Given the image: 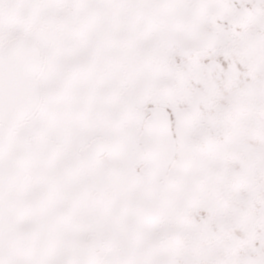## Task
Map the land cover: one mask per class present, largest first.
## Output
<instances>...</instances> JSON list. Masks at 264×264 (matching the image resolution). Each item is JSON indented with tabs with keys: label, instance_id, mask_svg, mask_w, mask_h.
<instances>
[{
	"label": "flooded vegetation",
	"instance_id": "af4514ba",
	"mask_svg": "<svg viewBox=\"0 0 264 264\" xmlns=\"http://www.w3.org/2000/svg\"><path fill=\"white\" fill-rule=\"evenodd\" d=\"M152 15L166 35L145 36L106 89L60 113L54 133L27 140L54 144L62 172L104 163L86 177L88 200L132 210L151 244L173 249L178 262L187 253L214 264L251 257L264 247V19L241 9ZM154 108L168 112L176 144L161 181L141 172ZM93 143L105 150L88 158Z\"/></svg>",
	"mask_w": 264,
	"mask_h": 264
},
{
	"label": "snow or ice",
	"instance_id": "6c2138e0",
	"mask_svg": "<svg viewBox=\"0 0 264 264\" xmlns=\"http://www.w3.org/2000/svg\"><path fill=\"white\" fill-rule=\"evenodd\" d=\"M233 9L264 19V0H0V264H214L155 248L132 210L88 200L84 182L61 171L56 146L27 139L54 133L60 113L106 89L145 36L166 35L152 13ZM223 264H264V247Z\"/></svg>",
	"mask_w": 264,
	"mask_h": 264
},
{
	"label": "water",
	"instance_id": "95a60500",
	"mask_svg": "<svg viewBox=\"0 0 264 264\" xmlns=\"http://www.w3.org/2000/svg\"><path fill=\"white\" fill-rule=\"evenodd\" d=\"M33 111L26 113L21 118L15 119L13 126L26 119ZM141 143L147 154V160L141 172L155 181H161L167 173L176 152L170 116L165 109H151L143 129ZM96 144L98 143L91 144L85 151L86 157L93 158L92 153L96 154L105 150L103 145L96 147Z\"/></svg>",
	"mask_w": 264,
	"mask_h": 264
},
{
	"label": "rangeland",
	"instance_id": "374dc122",
	"mask_svg": "<svg viewBox=\"0 0 264 264\" xmlns=\"http://www.w3.org/2000/svg\"><path fill=\"white\" fill-rule=\"evenodd\" d=\"M159 37H160V39H162V35L160 34L159 35ZM24 126H20V127H18L17 129H15V130H19V129H21V128H23ZM41 134H43V133H41ZM27 144L29 145V146H31V143L27 140ZM73 151H75V148H73L72 149ZM110 151H112V152H114L115 151V149L114 148H112ZM78 160V159H77ZM104 165V163H100V164H95V165H83L76 173H73V172H71V173H68V172H65L64 171V173H66L67 175H70V176H73V177H76V178H79L80 180H82L84 183L86 182V177L87 176H92L93 175V169L94 168H97V167H102ZM142 183H145V184H148L149 182L147 181V180H144V179H142V180H140ZM154 187V186H153Z\"/></svg>",
	"mask_w": 264,
	"mask_h": 264
}]
</instances>
